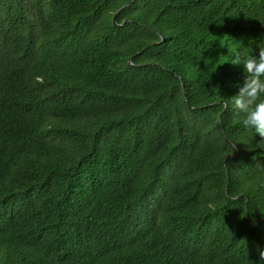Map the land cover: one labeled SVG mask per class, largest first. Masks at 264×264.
Here are the masks:
<instances>
[{
    "label": "trees",
    "instance_id": "obj_1",
    "mask_svg": "<svg viewBox=\"0 0 264 264\" xmlns=\"http://www.w3.org/2000/svg\"><path fill=\"white\" fill-rule=\"evenodd\" d=\"M260 48L264 0H0V264H264Z\"/></svg>",
    "mask_w": 264,
    "mask_h": 264
},
{
    "label": "clouds",
    "instance_id": "obj_2",
    "mask_svg": "<svg viewBox=\"0 0 264 264\" xmlns=\"http://www.w3.org/2000/svg\"><path fill=\"white\" fill-rule=\"evenodd\" d=\"M239 64V60H238ZM244 80L234 96L225 98L224 106H231L246 128L264 135V48L242 58ZM264 259V249L260 251Z\"/></svg>",
    "mask_w": 264,
    "mask_h": 264
},
{
    "label": "water",
    "instance_id": "obj_3",
    "mask_svg": "<svg viewBox=\"0 0 264 264\" xmlns=\"http://www.w3.org/2000/svg\"><path fill=\"white\" fill-rule=\"evenodd\" d=\"M130 3H131V2H130ZM127 5H129V3H126V4L122 5V6H121V7L115 12V14H114V16H113V21H114V22H115L116 15H117L118 11L121 10L122 8H124V7L127 6Z\"/></svg>",
    "mask_w": 264,
    "mask_h": 264
}]
</instances>
